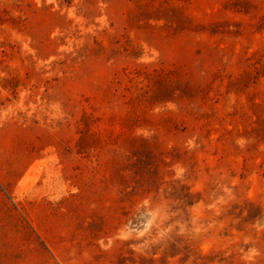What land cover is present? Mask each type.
I'll return each mask as SVG.
<instances>
[{
    "label": "rangeland",
    "instance_id": "rangeland-1",
    "mask_svg": "<svg viewBox=\"0 0 264 264\" xmlns=\"http://www.w3.org/2000/svg\"><path fill=\"white\" fill-rule=\"evenodd\" d=\"M0 264H264V0H0Z\"/></svg>",
    "mask_w": 264,
    "mask_h": 264
}]
</instances>
